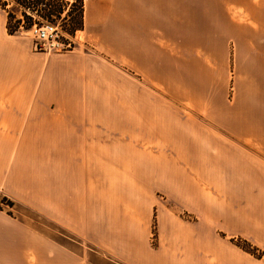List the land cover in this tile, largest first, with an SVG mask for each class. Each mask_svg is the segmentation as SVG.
Listing matches in <instances>:
<instances>
[{"label":"crops","instance_id":"1","mask_svg":"<svg viewBox=\"0 0 264 264\" xmlns=\"http://www.w3.org/2000/svg\"><path fill=\"white\" fill-rule=\"evenodd\" d=\"M82 2V50L65 52L9 34L0 8V192L81 238L90 264H264L239 243L264 253V0H183L181 13L177 0ZM177 36L185 53L230 52L229 103L201 92L219 67L204 80L203 60H185L214 124L157 95L123 108L111 57ZM25 241L43 262L69 256L0 211V244Z\"/></svg>","mask_w":264,"mask_h":264},{"label":"rangeland","instance_id":"2","mask_svg":"<svg viewBox=\"0 0 264 264\" xmlns=\"http://www.w3.org/2000/svg\"><path fill=\"white\" fill-rule=\"evenodd\" d=\"M74 1H50L46 6V8H49V13L51 14L50 23L57 28L58 41H66L65 34H69L68 31L71 25L76 21L78 3ZM21 8L14 4L13 1L7 0L6 9L12 11L15 14V18L23 19L20 13ZM183 8V0H177V13L183 12ZM35 20L46 25V22L38 17H35ZM21 24H25V22ZM29 28L24 29L20 27L19 33L29 37L32 40L33 48L37 51L65 52L82 50L76 38L78 31L69 40L70 47L64 49H40L36 42L38 40L32 36ZM153 39L152 42L160 47L159 50L155 49L153 52L145 53L123 52L121 59L111 57L113 64L123 72V108H144L145 105H149L150 108L151 106H155V100H151L150 96L157 95L161 105L164 104L166 106V104H169L176 111L177 116L181 118H184V116H195L198 119L214 124V121L211 120L212 118L206 116L195 105L196 102L190 100L189 93L191 90L189 85L186 86L185 84V60L187 57L192 58L193 72L194 67H197V63H199V58L203 60L205 68L198 72L199 76L201 75L204 80L205 78H209L207 68L216 70L219 67L220 73L218 74L217 81L212 79L210 84L201 85V92L211 94L214 98H219V96H222L220 94H224V102L229 103L228 99L232 95V84L229 81L232 72L229 68L230 52L212 55L190 54L183 51L185 39L183 36L175 38V46L173 44L169 46L166 38ZM45 43L47 44L48 42ZM83 51H86L85 48H83ZM196 87V85L192 86V92L197 91ZM135 95L138 96L137 100L134 98ZM214 98L207 102L208 106H203L202 108L213 109L215 105ZM244 124H241V126H244ZM10 200L9 197L0 192V211L22 222L28 231H33L47 237L50 244L65 248V252H68L69 256H59V261L52 262L44 259L45 261L43 262L39 257L38 251H34L35 246L25 241L23 244L15 246L0 244V264H90V262L97 261L96 255L89 250L88 244L81 240V238L45 216L13 200L10 203ZM24 240L26 239L23 236ZM53 255L49 253L48 258L50 259Z\"/></svg>","mask_w":264,"mask_h":264},{"label":"built area","instance_id":"3","mask_svg":"<svg viewBox=\"0 0 264 264\" xmlns=\"http://www.w3.org/2000/svg\"><path fill=\"white\" fill-rule=\"evenodd\" d=\"M50 1L41 0L38 3L29 4L25 8H21L27 16L32 20L31 27L29 28L32 36L37 39V44L40 49H64L70 47L69 40L73 35L65 34L66 41H58L57 28L55 25L50 23L51 14L49 13V8H46ZM46 13V14H44ZM35 17H38L46 22V25L41 24L38 20H35ZM45 42H48L47 44Z\"/></svg>","mask_w":264,"mask_h":264},{"label":"trees","instance_id":"4","mask_svg":"<svg viewBox=\"0 0 264 264\" xmlns=\"http://www.w3.org/2000/svg\"><path fill=\"white\" fill-rule=\"evenodd\" d=\"M11 1H13L14 4L22 7V9H23V8L29 6V4H31V2H33L35 4V3L40 2L41 0H11ZM48 1L57 2V1H63V0H48ZM74 2L78 3V15H77L75 23H73L71 25V28L68 31L70 35H74L77 31H80L83 28V2H82V0H75ZM6 6H7V0H0V8L5 10L7 13V25H6V27H7V31L9 34L19 33L20 27H23L24 29L31 27L32 20L29 16H27L25 14V12L22 9H20V13H21V16L23 19L15 18V14L12 11L7 10ZM44 14H46V13H44ZM24 22H25V24H21ZM10 203H12V201ZM239 243L244 249H246L247 251H249L251 254H253L256 257H261L264 255V253L262 251H260L257 247L252 246L250 243H248L246 241H242Z\"/></svg>","mask_w":264,"mask_h":264}]
</instances>
